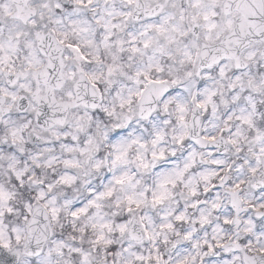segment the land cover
Returning <instances> with one entry per match:
<instances>
[{"label":"clouds","instance_id":"9594fccd","mask_svg":"<svg viewBox=\"0 0 264 264\" xmlns=\"http://www.w3.org/2000/svg\"><path fill=\"white\" fill-rule=\"evenodd\" d=\"M0 264H264V0H0Z\"/></svg>","mask_w":264,"mask_h":264}]
</instances>
